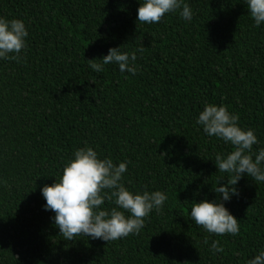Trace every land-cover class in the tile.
I'll return each mask as SVG.
<instances>
[{"label":"trees","instance_id":"trees-1","mask_svg":"<svg viewBox=\"0 0 264 264\" xmlns=\"http://www.w3.org/2000/svg\"><path fill=\"white\" fill-rule=\"evenodd\" d=\"M184 2L191 21L177 10L146 24L139 0H0V17L28 30L21 58L0 59V264H245L264 248V183L246 175L224 202L237 235L209 234L188 216L229 178L214 160L233 146L195 122L205 102L238 113L260 141L253 150L264 147V24L244 0ZM118 46L143 49L135 75L89 68ZM85 142L128 162L129 189L167 194L138 234L65 240L42 207L41 187ZM212 240L224 251L211 252Z\"/></svg>","mask_w":264,"mask_h":264},{"label":"clouds","instance_id":"clouds-1","mask_svg":"<svg viewBox=\"0 0 264 264\" xmlns=\"http://www.w3.org/2000/svg\"><path fill=\"white\" fill-rule=\"evenodd\" d=\"M250 17L256 26L264 24V0H244ZM179 10V16L191 21L193 12L184 0H139L136 21L154 24L167 13ZM28 30L23 20L0 17V59L21 58L26 47ZM136 51L110 47L107 54L96 59H87L88 66L101 73L107 65H117L120 72L135 75ZM197 125L209 137L222 140L233 146V150L217 153L214 163L229 178L218 181L212 187L217 195L214 199H202L192 203L188 216L207 233L235 236L240 231L238 219L225 206L233 196L239 195L237 182L248 176L256 184L264 183V147L255 151L260 143L252 128L242 127L239 114L230 112L223 104L205 102L195 117ZM128 162H114L109 156L101 155L87 142L77 147L65 161L59 177L52 184H44L40 191L45 200L42 207L54 213L53 224L65 240L77 236L103 241H115L129 234H138L145 223V217L153 210L159 212L167 194L161 190H136L123 182ZM208 244L207 237L204 240ZM209 250L214 254L224 251L222 245L212 240ZM245 264H264V248L258 250Z\"/></svg>","mask_w":264,"mask_h":264}]
</instances>
